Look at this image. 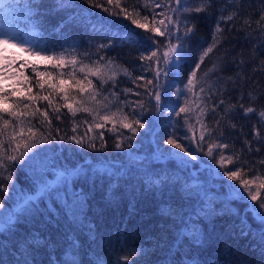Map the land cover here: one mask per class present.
I'll return each mask as SVG.
<instances>
[{
    "label": "trees",
    "instance_id": "obj_1",
    "mask_svg": "<svg viewBox=\"0 0 264 264\" xmlns=\"http://www.w3.org/2000/svg\"><path fill=\"white\" fill-rule=\"evenodd\" d=\"M2 2L13 8L12 15L8 16L11 23L23 22L26 15L21 12V7L24 4L33 6V15L37 12L36 5H41L42 9L53 7L52 0ZM94 2L112 9L113 12H119V8L108 5L107 0ZM122 2L131 5L135 0ZM186 2L189 6H195L193 0ZM74 4L75 7L45 15L43 20L33 19L27 25L26 31L33 33L41 46L56 52L66 50L73 55L96 53L97 45L111 41L113 47L102 50L100 54L113 58L121 69L126 68L131 73L129 77L121 71L117 77V87L114 91L121 93L116 100L118 106L121 100L148 99L131 94L125 96L121 89L143 91L142 87L138 88L136 84L143 85L144 81L136 80L135 84L133 81L141 75L152 78V73L145 71L150 62L140 60L142 52L154 47L144 37L152 36L157 40L162 38L143 29H136L122 16L117 18L101 8H92L86 0H74ZM262 10L264 0H214L209 14L200 13L199 18L192 21L196 25V31L190 41L191 47L185 49L183 59L166 85L171 91L176 85L186 84L188 74L194 68L201 50L212 43V34L220 15L227 16L233 11L236 12L233 20L221 22L223 32L218 34L220 42L205 58L199 74L203 77V74L216 64L218 70L203 77L206 81L205 87L212 85V90L217 91V95L212 97L214 102L222 98L226 103L237 106L235 112L229 114L231 123L236 127L233 129L227 121H222L224 135L219 139L229 145V148L224 150L226 154L242 153L241 160L247 161L243 168L247 179H252L256 169H261L264 175V166L257 164L258 160L264 159V126L259 128L261 139L257 141L253 137L252 127L257 124L258 116L249 114L245 117L239 107L240 104L245 107L254 106L258 111L264 108V65L261 64L264 60V35L256 30L255 23ZM69 13L76 14V21L65 24L62 30L57 31L58 23L67 20ZM90 13L93 19L97 16L105 17L114 25L127 26L139 33L140 41L129 42L127 32L123 29L116 30L115 27L93 31L87 23ZM245 19H250L251 28L245 25ZM94 59L96 56L92 55L86 58V62ZM39 66L41 71L45 69ZM28 69L30 67L26 70ZM68 70L63 69L65 72ZM30 71L32 72L31 69ZM23 74L34 76L26 71ZM92 79L94 83H98L94 77ZM36 82V79H31L28 86L32 87V93H28L24 87V95L41 91L35 87ZM108 87L111 85H107L106 89ZM221 88L224 89L222 96L219 95ZM250 93L253 97L251 100ZM104 94L113 98L107 90ZM168 99L170 105L176 102L171 95ZM57 105L61 106V120L57 121L56 113L49 109L52 116V135L55 136L58 128L61 136L86 137L85 145L80 147L72 142H60L57 136L52 143L46 144L48 156L41 166L37 164L36 167L25 161L11 169L13 182L9 184L7 180L3 181L9 187V192L6 195L0 191V200L10 211L17 212L20 218L10 229L2 230L3 225H0V264H17L22 259L25 243L40 245L35 247L28 257L32 264H49V261L53 264H64L68 259L66 253L69 245L74 240L79 242L77 258L81 264H98L99 261L103 264H124L123 256L130 250L141 252L139 256L133 257L137 264H166L177 259L174 246L177 232L185 227L191 229L193 225L200 230L202 243L189 244L191 237L186 236L179 259L195 257L199 264H264V242L261 241L259 231L261 225L253 220L251 212L246 213L248 205L253 202L247 200L245 203L233 199L230 194L229 186L235 184L239 189V182L228 181L218 165L201 153H198L199 161H190L187 166L161 155L162 151H169L164 143L169 129L167 115L157 116L153 111L146 117L149 126L140 129V134L129 141L127 137L131 133L127 129L113 130L115 128L111 123H105L103 120L98 123L104 127L96 128L92 116L85 112H77L73 116L67 108L62 107L63 101L58 95L55 96L53 108ZM36 106L48 108L46 101H37ZM223 108L221 105L217 111L222 112ZM166 109L167 107L165 111ZM183 118L184 114H181L176 117V121H179L177 124L185 132ZM39 119L42 121L43 117ZM205 119L211 127L212 115ZM190 122L195 123L194 116ZM32 123L37 124V121L33 120ZM74 123L79 124L75 133L72 131ZM90 123L93 125L91 131L88 130ZM37 126L40 127L39 124ZM43 130L47 131L46 124ZM100 133L104 134V150L93 151L87 147V142L95 138L96 147L100 148ZM119 133H123V137ZM188 135L191 136V133ZM218 135V132L214 134ZM118 140H121L123 150L115 149L114 145ZM245 140L251 141V152L245 147ZM129 144L132 147H128ZM257 147L259 152L256 151ZM204 151H207L206 144ZM226 167L231 168L233 165ZM249 168L253 171H248ZM58 176H63L71 189L81 194L80 203L74 209L77 222L72 221V214L64 208L63 200L56 196V191H62L60 188L55 189L50 196L34 200L24 213L19 212L25 198L37 195L38 177L53 182ZM184 185H195L196 189L193 193H186L181 190ZM239 191L243 193V189ZM244 195L246 196V193ZM201 208L210 213L207 218L203 215L197 218L196 212ZM245 214L246 223L242 225ZM248 226L251 228L249 234L241 235V228L247 230ZM185 252L188 253L187 257L183 255Z\"/></svg>",
    "mask_w": 264,
    "mask_h": 264
},
{
    "label": "snow or ice",
    "instance_id": "obj_2",
    "mask_svg": "<svg viewBox=\"0 0 264 264\" xmlns=\"http://www.w3.org/2000/svg\"><path fill=\"white\" fill-rule=\"evenodd\" d=\"M86 2L89 3L90 7L101 8L108 12L109 15H114L117 18L122 16L124 20L130 21L136 29H143L146 32L153 33L156 37L162 38L157 40L152 36L144 37L154 47L147 48L140 55L141 61L148 60L150 62L145 71H150L152 78L149 79L141 75L137 76L133 81L134 84L136 80L144 81L143 85L136 84V87H142L143 91L137 92L130 88L121 89L125 96L131 94L137 97H147L148 99L141 98L136 101L121 100L115 111L112 110L113 101H109V97L104 94L105 90L114 100H118L121 93L114 91L117 87V77L121 74V71L123 75L129 77H131V73L126 68L121 69V66L113 58L100 54L102 50L113 47L111 41L97 45L96 53L85 52L73 55L67 53L66 50L60 52L50 51L47 47L41 46L40 42L26 31L27 25L35 18L43 20L45 15H52L58 11L75 7L74 0H52L53 7L51 9H42L41 5H36L37 12L34 15L31 13L32 5L29 4V14L23 17V22L5 24L4 17L0 16V191L6 195L9 192V187L3 181L7 180L9 184L13 182L11 171L13 167L24 163L36 154L37 149L42 148L44 144L52 143L57 136L60 142H72L80 147L85 145L86 137L77 138L76 135L61 136L58 128L55 136L52 135V116L49 113V109L56 113L55 119L57 121L61 120V106L57 105L53 108L56 95L63 101L62 107L67 108L68 112L73 116L77 112H85L92 116L96 128L104 127L103 124L95 122L97 117L105 123H113L114 126L116 118L119 117L120 127L127 129L131 133L127 137L129 141L140 134V129H145L149 126L146 117L153 111L157 116L159 114L168 115L169 112H172L176 117L184 114L183 123L186 126V131L181 133V135H176L175 130L169 133L164 143L171 146L173 151L165 150L161 152V155L178 160L180 164L187 166L190 161H199L200 156L198 153H201L218 165L223 172V176L227 177L228 181H238L239 189H243V193L233 184L229 186L231 188L230 194L233 199L245 203L247 200L253 202L252 205H248L246 213L251 212L253 220L261 225L259 231L261 241L264 242V214H262L264 213V191H262L264 190V175H262L261 169H256V174L253 175L252 179L245 178L246 173L243 168L247 161L241 160L242 153H225L224 150L229 148V145L219 139L220 136L224 135L221 122L227 121L228 125L234 129L236 126L231 123L229 114L234 113L237 106L226 103L222 98L214 102L212 97L217 95V91L212 90V85L205 87L206 81L203 77H207L209 73L217 71L216 64H213V67L208 72H205L203 77L199 74L205 58L213 52L220 42L218 34L223 32L220 26L221 22L227 23L233 20L237 15L236 12L233 11L227 16L220 15L215 31L212 34V43L201 50L194 68L188 74L186 84L182 88L177 87L173 93L177 99L183 96V103L170 105L168 99L169 89L166 85L169 77L174 74L183 59L185 49L191 47L190 41L196 31V25L192 21L198 19L200 13L209 14L214 6V0H193L195 6H189L186 0H135V3L131 5H127L122 0H107V4L119 8V12H113L112 9L97 4L94 0H86ZM82 11L86 10L82 9ZM0 13L10 17L13 13V8L9 4H3L2 0H0ZM194 13L196 14L195 16L193 15ZM75 21L76 14L69 13L68 19L60 21L56 30L60 31L65 24ZM87 23L93 31L112 27H115L116 30L123 29L128 34L127 39L129 42H139L141 39L139 33L132 31L123 24L114 25L112 21L107 20L105 17L97 16L93 19L90 13ZM244 23L251 28L250 19H245ZM255 23L257 26L256 30L261 35H264V10L261 11L259 19ZM262 47H264V44H262ZM16 51L26 53L29 57L34 58L35 61L50 65L51 68H45L41 71L35 63L29 60L20 63L19 68H16L14 66L20 59L16 56ZM92 55H95L96 59L86 62V58ZM261 64L264 65V60L261 61ZM26 66L31 67L34 74L33 77L25 76L20 71ZM52 69H55V71ZM63 69L69 70L65 72ZM13 72L16 73L15 76L12 75ZM77 73L81 75L78 76ZM20 77H23L20 87H26L28 93H32V87L28 86L31 79H36L35 87L41 91L32 95H24L19 91L16 84L10 86L7 83L9 80L19 81ZM93 77L98 83H94ZM229 79L232 78L229 77ZM109 84L111 87L106 89ZM223 91V88L219 89V95L222 96ZM185 93L191 95H185ZM19 95H24V99L28 103H24L20 99H12L13 96ZM249 98L250 100L253 98L251 93ZM37 101H46L48 108L42 109L36 106ZM153 101L154 103H152ZM89 103L94 104L95 107H89ZM221 105L224 106L223 111L218 112L217 110ZM166 107L168 108L167 112L165 111ZM239 107L243 110L245 117L249 116V114L258 116V122L253 125L252 132L254 139L259 141L261 139L259 128L264 126V108L258 111L254 106L245 107L240 104ZM176 108H178V111H176ZM125 109H128V111H125ZM210 114L213 117L211 127L205 119ZM192 116L195 117V123L190 122ZM217 116L219 117L218 119L216 118ZM39 117H43V120L41 121ZM33 120H36L40 127L37 124H33ZM83 122L87 123V121ZM45 124L47 125V131L43 130ZM197 125H199L198 129ZM92 126V123H90L89 131L92 130ZM78 127L79 124L74 123L73 133L76 132ZM217 132L219 135L214 136ZM188 133H191V136ZM119 135L123 137L124 134L119 133ZM99 139L102 142L100 148L96 147L95 138L87 142V147L93 151H103V133L99 134ZM185 141L188 142L185 143ZM205 144L207 145L206 152L204 151ZM193 145H195V150H193ZM244 145L249 152L252 151L251 141L245 140ZM114 147L117 150H123L121 140H118ZM128 147H132V145L129 144ZM256 151H260L259 147L256 148ZM180 154H183V157L187 159H182ZM229 164L233 165V167H226ZM257 164L264 166V159L258 160ZM248 171H253V169L249 168ZM36 183L39 185L37 195L25 198L24 205L19 209L20 213L27 211L34 200L50 196L55 189L60 188L62 191H56V196L63 200L64 208L67 209L68 213L72 214V221L74 223L77 222L78 218L74 209L80 203L79 197L81 194L73 191L63 176H58L53 182H48L43 177H38ZM245 193L246 196L244 195ZM4 211L5 204L0 200V225H3L2 230L14 227V222L18 223L20 218L17 212L9 211L7 219H5ZM201 215L207 218L210 213L205 208H201L200 211L196 212V216L199 218ZM245 223L246 214L245 219L241 221L242 225ZM250 231V226H248L247 230L242 227L240 234L246 236ZM186 236L191 237L189 244L202 243V235L195 225L191 229L187 227L180 229L177 232V240L174 245L177 259L168 261L166 264H199L195 257L186 260L179 259ZM78 244V240L71 242L66 253L68 259L64 264H81V261L77 258L79 253ZM35 247H40V245L25 243L22 259L17 264H32L28 257L31 256ZM140 254L141 252L135 250L127 251L123 256L124 264H137L133 257ZM183 255L187 257L188 253L185 252ZM49 264H53V262L49 261ZM98 264H103V262L99 261Z\"/></svg>",
    "mask_w": 264,
    "mask_h": 264
},
{
    "label": "rangeland",
    "instance_id": "obj_3",
    "mask_svg": "<svg viewBox=\"0 0 264 264\" xmlns=\"http://www.w3.org/2000/svg\"><path fill=\"white\" fill-rule=\"evenodd\" d=\"M29 1V0H27ZM32 9H33V6L31 8V12H32ZM157 11H159V9H157ZM21 12H24L25 15H28L29 14V9H28V5L24 4L23 7H21ZM31 36L35 39H37V37L32 33ZM49 49V48H48ZM50 50V49H49ZM52 51V50H50ZM54 51V50H53ZM56 52V51H55ZM16 56H18L20 59L19 61L17 62V64L14 66L16 68H19V64L20 63H23L25 60H29L31 61L32 63H35L37 68H41L39 65L42 66V69L44 68H51L50 65H46L44 64L43 62H39V61H35L34 58L32 57H29L26 53H20L19 51H16ZM30 66H26L25 68L23 69H20V71L23 73L24 71L32 74V72L30 71V69L26 70L27 68H29ZM40 70V69H39ZM55 70V69H54ZM13 76L16 75V73H12ZM33 75V74H32ZM23 80V77H20V80L17 81V80H9L7 83L11 86L12 84H16L17 88L19 89L20 92L23 93V88L20 87V82ZM184 85H176L174 89H172L171 91H169V95H171V98L176 101L174 103V105L176 104H182L183 101H184V97L181 96L179 99H177L176 96L173 95V93L176 91L177 87H180L182 88ZM74 91V90H73ZM24 94V93H23ZM185 95H189V93H185ZM12 99H20V100H23L24 103H26L27 101L24 99V95H19V96H13ZM109 101H113V107H112V110L115 111L116 107H118V103L116 100H114V98H109ZM89 107H95L94 104L92 103H89L88 104ZM166 111H168V108L166 109ZM176 111H178V108H176ZM168 118H169V129L167 131V136H166V139L168 138V135L169 133H172L174 130L176 131V135H181V133L184 132L183 128L177 124V121H176V116L172 113V112H169V114L167 115ZM99 117L96 118V123L99 122ZM111 123V122H110ZM112 127L115 128V130L119 131L120 130V124H119V117L116 118V123H115V126L113 125V123H111ZM188 141H185V143H187ZM167 148L169 149V151H173L171 149V146L167 145ZM48 156V149H47V145L44 144L42 146V148H39L37 149L36 151V154L33 155L31 158L27 159L26 162H30L32 164H34L36 167H37V164L38 165H42L43 163H45V159L46 157ZM180 156L183 157V154H180ZM185 159H187L186 157H184ZM196 187L195 185H184L181 187V190L186 192V193H193L195 191ZM10 209L8 207L5 206V211H4V218L7 217L8 213H9Z\"/></svg>",
    "mask_w": 264,
    "mask_h": 264
}]
</instances>
